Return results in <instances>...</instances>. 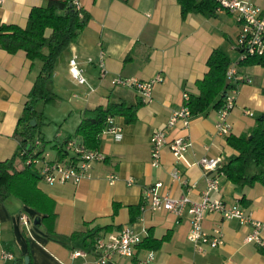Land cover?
<instances>
[{"label": "crops", "instance_id": "obj_1", "mask_svg": "<svg viewBox=\"0 0 264 264\" xmlns=\"http://www.w3.org/2000/svg\"><path fill=\"white\" fill-rule=\"evenodd\" d=\"M78 1L91 19L78 40L60 55L52 76L58 91L73 92V97L77 95L79 99L69 112L70 116L77 114L74 134L85 111L100 105L138 104L137 119L128 123L123 116L114 118L122 128V137L116 139L111 132L103 133L99 150L106 159L94 164L90 179L79 184L55 185L40 180L39 187L55 203L51 230L39 225L42 214L18 198L11 197L0 204V264H13L17 258L26 264V257L29 264H100L97 254L86 251L89 240L85 242V234L100 229V234L109 235L126 225L134 227L143 241L150 234L164 240L156 247H137L134 257L114 256L106 264H141L151 254L154 259L147 264H264V247L246 241L251 225L208 213L203 221L205 230L212 232L221 227L225 243L217 248L206 245L201 252L188 239V211L177 216L167 210H142L146 187L162 182V194L176 198L187 195L200 201L208 177L216 176L220 188L211 194L213 199L228 205L238 203L254 218L264 220V184L239 185L223 172L206 173L197 163L202 157L224 156L225 164L238 153L228 144L227 136L216 131L217 110L193 115L188 128L181 123L168 128L172 114L185 105V94L198 93L197 82L208 70L207 60L212 51L220 48L233 53V43L240 32L237 17L218 11L216 16L190 13L182 18L179 0ZM244 1L261 7L264 13V0ZM44 5L46 0H5L0 4V24L25 27L32 8ZM102 53L107 70L104 78L99 65ZM74 57L84 69L86 85L78 84L71 74L70 61ZM40 68L41 62L32 64L24 51L12 54L0 47V161L19 150L20 143L14 134ZM238 72L240 93L229 120L233 134L247 135L255 126L251 119L255 115L246 114L242 107L251 104L257 115L264 113V66L241 64ZM158 75L164 79L154 87L150 102L144 101L136 89L114 87L111 83L118 76L149 81ZM164 129L169 140L185 135L193 145L185 160H177L169 146H165L161 164L154 167L151 138ZM175 171L180 175L177 180L172 177ZM111 173L120 177L114 184L108 181ZM131 178L135 182L129 185ZM139 205L140 213L133 217L131 208ZM24 214L29 216V224L21 221ZM36 219L40 221L37 224ZM75 232L84 233L82 239L60 242ZM77 250L83 254L72 257ZM4 251L13 258L2 257Z\"/></svg>", "mask_w": 264, "mask_h": 264}, {"label": "trees", "instance_id": "obj_2", "mask_svg": "<svg viewBox=\"0 0 264 264\" xmlns=\"http://www.w3.org/2000/svg\"><path fill=\"white\" fill-rule=\"evenodd\" d=\"M179 2L182 18H186L190 13L216 16L218 12V3L214 0H179ZM90 19L91 15L88 11L82 7L77 9L75 0H46V5L32 8L25 27L0 24L1 48L12 54L24 51L32 64L36 61L41 62L40 71L14 134L20 143L19 150L11 158L0 161V204L11 197L18 198L24 205L42 214L43 218L39 225L46 230H51V225L54 223L55 203L39 187L42 176L35 165L28 163L29 158L40 156L45 151L43 145L46 141L38 130L43 113L37 106L41 101L46 102L57 97L50 88L57 61L60 55L78 40ZM232 63L230 56L222 49L216 48L212 51L207 60L208 70L197 82L198 93L192 94L187 103L194 115L219 110L224 106L225 92L235 86L226 77ZM241 64L264 66V58H249L240 61L239 66ZM137 107L138 104L128 105L120 102L86 110L75 134L64 142L56 144L59 150L58 159L76 157L65 149L71 139L79 138L84 147L99 149L101 137L108 125V118L123 116L126 122H134L137 119ZM33 120L36 121V125L32 124ZM37 139L41 141V148L36 144ZM227 142L238 153L221 165L218 171L223 172L228 179L239 185L264 184V113L257 117L250 134L231 133L227 136ZM141 206L131 208L133 217L140 213ZM83 236L84 233L75 232L60 242L67 244L82 239ZM99 236L100 229L85 234V242L89 240L86 244L87 252L95 251V243ZM163 240L155 239L150 234L138 247H156ZM22 263L23 259L17 258L13 264Z\"/></svg>", "mask_w": 264, "mask_h": 264}, {"label": "built area", "instance_id": "obj_3", "mask_svg": "<svg viewBox=\"0 0 264 264\" xmlns=\"http://www.w3.org/2000/svg\"><path fill=\"white\" fill-rule=\"evenodd\" d=\"M5 0H0L2 4ZM218 3V11H227L235 15L240 25V32L233 43V48L240 53V59L237 63H232L229 67L226 77L233 85L225 92L224 106L217 110L216 131L219 135L228 136L232 133V124L229 120V115L236 105L237 83H238V66L239 62L249 58H264V13L261 7L252 2L244 0H214ZM77 9H81V4L75 0ZM99 65L101 67V77L107 75L105 63L103 61V53L101 55ZM70 70L73 78L80 85L88 84L84 69L79 64L77 57L70 61ZM163 77L158 75L156 78L149 81H142L138 78L115 77L112 80L114 87H128L136 89L142 96L144 101H152L154 87L163 81ZM247 82H252L247 79ZM190 99L189 94H185V105L175 111L168 123V128L175 127L181 123L184 128H188L191 124L193 113L187 105ZM245 113L251 115L249 110ZM114 134L116 139H121L122 128L117 126L114 117L108 118V125L104 131ZM152 143V161L154 167L161 164L162 149L169 146L172 154L177 160H185L186 154L192 147V140L185 135H178L172 139H168L166 129L155 132L151 138ZM36 144L41 145V141L37 140ZM65 149L74 154V159L66 158L60 160H48L49 154H40L29 158L28 163L35 165L42 179L49 185L55 184H79L85 179L92 177L94 164L103 162L106 156L99 149H89L84 147L79 140L71 139L67 142ZM24 154V153H23ZM225 157L219 156L214 158L202 157L197 162L206 173L218 171L219 167L224 162ZM191 165V164H190ZM174 180L180 178L179 172L172 173ZM119 175L111 173L108 175L110 184H114L119 180ZM135 182L133 178L128 181L131 185ZM163 187L162 182H158L154 186L146 187L143 191V199L146 202L142 206V210L161 211L167 210L171 213L182 216L185 211L191 215V229L188 234V239L197 247L199 251H204V246L217 248L225 243V234L221 227H216L212 232L205 230L203 221L208 213H219L226 220L237 219L243 225H251L252 230L247 235L246 241L256 243L264 247V220H258L253 215L243 208L240 204L228 205L222 200L213 199L211 194L219 190L220 182L218 177L209 176L207 189L202 195L200 201H195L187 195L181 197H172L164 195L160 192ZM194 187V185H192ZM21 221L24 224L30 223L28 215L21 216ZM142 242L140 234L131 225L124 226L117 233L109 235L100 234L95 243L94 253L98 256L100 264L108 263L114 256L134 257L138 245ZM83 252L77 250L72 252V257L76 258L82 255ZM2 257L6 259L13 258V255L7 251L2 253ZM154 259L151 254L147 261H142L141 264H147Z\"/></svg>", "mask_w": 264, "mask_h": 264}, {"label": "rangeland", "instance_id": "obj_4", "mask_svg": "<svg viewBox=\"0 0 264 264\" xmlns=\"http://www.w3.org/2000/svg\"><path fill=\"white\" fill-rule=\"evenodd\" d=\"M226 50V49H225ZM228 55L231 57L233 63H237L240 59V53L233 48V55L230 54V50H226ZM239 70V66H238ZM51 90L56 93L57 97L54 100H49L46 102L38 103V110L43 113V117L40 120V125L38 127L39 133L42 137L45 138L46 144L43 145L45 151L43 155L49 154L48 160H54L58 158V148L56 144L58 142L62 143L65 141L66 137L71 133L74 134L75 127L73 122L77 118L76 112L70 116V107L75 106L78 103L79 99L73 97V92H63L58 91V87L56 86V81L53 78L51 83ZM239 84L236 97L239 96ZM247 107H242V111L245 108L248 109L252 115L255 117L251 118L256 123V119L258 116L255 107L251 104L246 105ZM73 126V127H72ZM39 138V136H38ZM38 140V139H37ZM42 145L39 147L41 148Z\"/></svg>", "mask_w": 264, "mask_h": 264}, {"label": "water", "instance_id": "obj_5", "mask_svg": "<svg viewBox=\"0 0 264 264\" xmlns=\"http://www.w3.org/2000/svg\"><path fill=\"white\" fill-rule=\"evenodd\" d=\"M32 124H33V125H36V121L33 120V121H32ZM39 222H40L39 219H36V220H35V224H37V223H39ZM25 262H26V264H29V263H30V259H29V257H26V258H25Z\"/></svg>", "mask_w": 264, "mask_h": 264}]
</instances>
